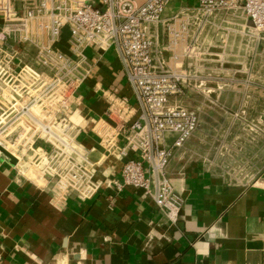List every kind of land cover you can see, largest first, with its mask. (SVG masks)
Masks as SVG:
<instances>
[{
    "label": "built area",
    "instance_id": "built-area-1",
    "mask_svg": "<svg viewBox=\"0 0 264 264\" xmlns=\"http://www.w3.org/2000/svg\"><path fill=\"white\" fill-rule=\"evenodd\" d=\"M13 1L0 0V149L16 160L23 178L51 193L56 207L72 194L87 201L105 186L133 188L176 223L184 201L168 168L200 121L195 111L170 104L195 78L172 66L202 55L200 35L222 12L241 10L264 43V0H199L171 16V0ZM65 32L67 52L60 47ZM10 39L16 40V52L8 50ZM26 44L36 47L33 59L40 68L22 63L29 59L21 50ZM93 47L116 49L137 103L136 108L127 98L112 100L117 134L101 138L108 153L124 162L112 181L98 177L100 162L78 140L83 129L77 91L91 76L85 50ZM168 136L175 138L172 146Z\"/></svg>",
    "mask_w": 264,
    "mask_h": 264
},
{
    "label": "crops",
    "instance_id": "crops-1",
    "mask_svg": "<svg viewBox=\"0 0 264 264\" xmlns=\"http://www.w3.org/2000/svg\"><path fill=\"white\" fill-rule=\"evenodd\" d=\"M211 24L201 43L203 59L183 57L172 67L194 73L183 86L191 102L204 94L236 109L237 121H255L250 110L261 107L264 93V43L241 10L222 12ZM67 37L65 32L61 42L66 52ZM85 55L91 76L77 91L78 140L100 162L98 177L112 181L124 162L108 153L101 137L117 134L109 114L113 98H127L137 108L136 98L114 47L88 48ZM174 139L168 136V146ZM168 173L184 201L176 223L133 188L105 186L87 201L72 194L56 207L49 191L0 156V264H264V176L234 184L190 160L185 148L175 150Z\"/></svg>",
    "mask_w": 264,
    "mask_h": 264
},
{
    "label": "rangeland",
    "instance_id": "rangeland-1",
    "mask_svg": "<svg viewBox=\"0 0 264 264\" xmlns=\"http://www.w3.org/2000/svg\"><path fill=\"white\" fill-rule=\"evenodd\" d=\"M13 3L16 5V0ZM191 3L193 4L194 0H171L166 14L170 16L177 14V7H181V5L186 6L178 9L180 11L186 8H195L196 6L187 5ZM205 36L206 30H203L200 42L204 43ZM7 47L10 52H16V40L10 39ZM60 47H62L61 43ZM64 47L61 50L66 52ZM200 48L202 50L203 45H200ZM21 50L28 54L29 58L24 59L23 64H32L40 68L39 62L33 59L37 52L34 45L26 44L21 47ZM203 52L202 50V59ZM263 84L264 82H262V86ZM196 97V103L191 102L192 98L182 88V92L170 100V104L193 110L199 116L198 129L183 147L187 150L190 160L204 165L234 184L247 185L263 177L264 93L261 97V107L257 110H250V116L255 114L256 120L249 119L248 122L243 123L234 118L237 113L236 109L223 108L220 101L211 103L206 100L204 94H197Z\"/></svg>",
    "mask_w": 264,
    "mask_h": 264
},
{
    "label": "water",
    "instance_id": "water-1",
    "mask_svg": "<svg viewBox=\"0 0 264 264\" xmlns=\"http://www.w3.org/2000/svg\"><path fill=\"white\" fill-rule=\"evenodd\" d=\"M1 150V149H0ZM8 158L9 160L13 163V164H16V160L10 155L8 154L6 151L4 150H1Z\"/></svg>",
    "mask_w": 264,
    "mask_h": 264
}]
</instances>
